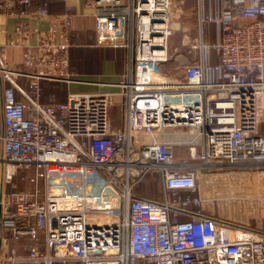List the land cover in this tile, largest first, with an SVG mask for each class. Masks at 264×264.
<instances>
[{"label": "built area", "instance_id": "1", "mask_svg": "<svg viewBox=\"0 0 264 264\" xmlns=\"http://www.w3.org/2000/svg\"><path fill=\"white\" fill-rule=\"evenodd\" d=\"M34 1L0 0V12L29 16ZM171 1L93 0L97 44L128 53L120 91L43 99L42 81L79 82L69 70L70 17L61 42L42 35L26 46V70L0 64V232L31 240L26 264H264V225L207 213L198 183L201 171L264 168V0L201 13L200 25L218 33L201 41L184 81L155 76L170 57ZM36 14L48 16V1ZM14 74L35 80L21 85ZM118 97L124 126L115 130ZM175 129L200 138L185 156L155 138ZM19 172H31L32 191L12 190ZM150 175L164 200L136 193Z\"/></svg>", "mask_w": 264, "mask_h": 264}, {"label": "crops", "instance_id": "2", "mask_svg": "<svg viewBox=\"0 0 264 264\" xmlns=\"http://www.w3.org/2000/svg\"><path fill=\"white\" fill-rule=\"evenodd\" d=\"M44 1H48L49 14L47 17H39L36 14V9ZM223 1L172 0L175 12L182 11L180 15L173 14V18L175 16L197 19L201 41L206 37L208 42H212L209 40L210 35L207 34V31L214 27V40H216L218 29L214 24H206L202 27L200 25V15L210 11H221ZM32 10L33 13L29 16L0 12V64L15 71L26 70L24 60L26 46L36 45L42 35L52 39L55 43L61 42L59 26L65 18L70 17L68 53L71 70L74 76L79 79V82L62 85L65 87V95L68 91L109 92L118 90L117 83L128 72V53L125 49L107 48L97 44L93 0H35ZM246 22V20H241L237 24L240 25ZM11 39L18 40L22 45H9ZM212 60L216 61V57H212ZM182 77L173 81H184V73ZM12 79L21 85L35 80L34 76L26 78L17 74H14ZM44 82L47 83V81H42V87ZM49 82L54 83L55 81ZM123 126L124 116L121 128ZM121 128L113 129L119 130ZM172 132L168 130L158 132V137L156 135L155 138L159 141L171 143L176 155L179 157L187 155L188 145L184 155L180 154L181 148L178 152L176 151L174 144L177 142V137L174 136H179L176 134L179 130L175 129ZM201 172L203 173L198 182L199 194L206 200L207 213L227 219L228 217H234L245 222H252L254 219H260L264 222V168L260 170L252 168L234 169L221 173ZM2 187L0 181V195ZM157 195V197H161L159 201L164 200L165 196L161 184L160 192ZM146 196L158 200L157 197ZM181 218L189 219L191 216L182 214ZM22 241L25 240L10 239V237L3 236L0 232V264H26L24 259L28 251L22 254Z\"/></svg>", "mask_w": 264, "mask_h": 264}, {"label": "rangeland", "instance_id": "3", "mask_svg": "<svg viewBox=\"0 0 264 264\" xmlns=\"http://www.w3.org/2000/svg\"><path fill=\"white\" fill-rule=\"evenodd\" d=\"M182 11L178 10L175 12L173 8V14L180 15ZM195 19V18H194ZM171 28H172V35L169 39V61L166 63L159 64L156 69L155 76L157 78H167L172 80H177L182 77L185 69L188 66L194 65L198 62L199 57L201 55L200 45H201V33L200 28L198 26L197 19L193 20V18H181V17H175L170 20ZM214 28V27H213ZM213 28L210 31H207V34L209 33V40L213 41L215 39V31ZM208 30V27H207ZM206 42H208V38H204ZM124 50V49H123ZM71 64L69 67V70H71ZM76 77V76H75ZM77 78V77H76ZM183 78V77H182ZM123 79V78H122ZM121 79V81H122ZM79 80V79H78ZM119 81L117 84L121 82ZM59 84L67 85V83H60ZM117 87V91H120V86ZM69 92V91H68ZM59 95L60 97L63 96ZM67 96V95H66ZM64 97H59L58 99H54L56 101H63ZM43 97V95H42ZM44 100H49V97L43 98ZM123 106L121 104V99L115 98L114 99V105L111 111V121L113 124V128H121L123 123ZM179 130V129H178ZM172 132V131H171ZM173 133V132H172ZM260 133L264 135V99L261 106V116H260ZM179 136L176 139V144L174 146L176 147V151L181 148V153L184 155L185 149L187 145L191 142H200V138L192 134L191 132L187 130H179V132H176ZM161 136V135H160ZM158 137V135H157ZM31 175V172H19L18 175L14 177L13 183H12V190H24V191H32V186L28 184L27 182V175ZM161 180L159 176L156 175H150L147 177L145 181H143L139 186L136 187V192L141 195H149L151 197H157L160 192V183ZM43 190V187H41ZM159 190V192H158ZM157 199H161V197H157ZM229 220H240L238 218L231 217ZM242 220V219H241ZM264 225V222L260 219H254L252 222H250V225L253 227H256L261 224ZM25 241H22L21 249L22 254L26 253L31 245V241L27 239H23Z\"/></svg>", "mask_w": 264, "mask_h": 264}, {"label": "trees", "instance_id": "4", "mask_svg": "<svg viewBox=\"0 0 264 264\" xmlns=\"http://www.w3.org/2000/svg\"><path fill=\"white\" fill-rule=\"evenodd\" d=\"M171 4H172V6H171L170 20L173 19V2L172 1H171ZM43 87H44L43 98L49 97V99L52 98L54 100V99H58L60 97L59 95H62L63 93H65V87L62 86L61 84L57 83V82H54V83L49 82V81H47V83L44 82ZM64 96H66V95L64 94L61 97H64ZM65 98L62 100H65ZM140 196L147 198L146 195L140 194Z\"/></svg>", "mask_w": 264, "mask_h": 264}]
</instances>
